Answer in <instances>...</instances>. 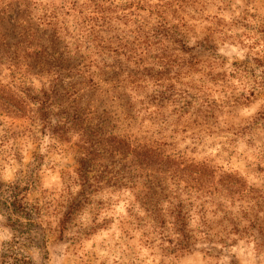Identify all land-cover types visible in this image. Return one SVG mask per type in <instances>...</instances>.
Instances as JSON below:
<instances>
[{
  "label": "clouds",
  "instance_id": "obj_1",
  "mask_svg": "<svg viewBox=\"0 0 264 264\" xmlns=\"http://www.w3.org/2000/svg\"><path fill=\"white\" fill-rule=\"evenodd\" d=\"M0 264H264V0H0Z\"/></svg>",
  "mask_w": 264,
  "mask_h": 264
}]
</instances>
